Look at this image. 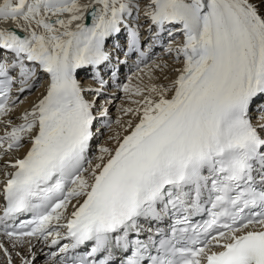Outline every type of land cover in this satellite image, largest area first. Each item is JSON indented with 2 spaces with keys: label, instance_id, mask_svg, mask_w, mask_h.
Listing matches in <instances>:
<instances>
[{
  "label": "snow or ice",
  "instance_id": "1",
  "mask_svg": "<svg viewBox=\"0 0 264 264\" xmlns=\"http://www.w3.org/2000/svg\"><path fill=\"white\" fill-rule=\"evenodd\" d=\"M41 257L264 264V0H0V264Z\"/></svg>",
  "mask_w": 264,
  "mask_h": 264
},
{
  "label": "bare ground",
  "instance_id": "2",
  "mask_svg": "<svg viewBox=\"0 0 264 264\" xmlns=\"http://www.w3.org/2000/svg\"><path fill=\"white\" fill-rule=\"evenodd\" d=\"M164 54L161 52H157V56H163ZM169 65L170 67H179V65H172V62L169 61ZM135 70L133 69V72ZM106 73V72H105ZM132 75V72L129 73H125L123 75H120V80L124 81L125 80V75ZM162 75V74H161ZM168 75L170 77V79H174V73H172L171 71L168 72ZM81 77H82V82L87 83L88 82V77H89V73L87 72H82L81 73ZM165 83H167V81H164ZM43 91V89L40 90V92H36L33 95L29 96L27 101L25 102V105L22 106L21 111L23 110L24 107H30L32 102L35 101L37 99V97L41 94V92ZM108 95L112 96L113 99V103L109 106L110 108V115L112 118H115L117 116V108H119L121 106V103L123 101L122 97L123 94L121 92H119L116 88H114L113 86H111V89H109ZM115 97H121V99H116ZM125 104L124 106H128L127 101H124ZM45 251H47V249H45ZM44 262L43 257L40 258L39 263Z\"/></svg>",
  "mask_w": 264,
  "mask_h": 264
},
{
  "label": "rangeland",
  "instance_id": "3",
  "mask_svg": "<svg viewBox=\"0 0 264 264\" xmlns=\"http://www.w3.org/2000/svg\"><path fill=\"white\" fill-rule=\"evenodd\" d=\"M124 101H125V100H123V101H122V103H123V104H125V102H124ZM122 103H121V104H122ZM39 264H44V262H41V263H39Z\"/></svg>",
  "mask_w": 264,
  "mask_h": 264
}]
</instances>
